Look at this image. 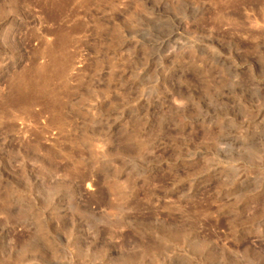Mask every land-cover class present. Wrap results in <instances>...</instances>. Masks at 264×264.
I'll list each match as a JSON object with an SVG mask.
<instances>
[{
	"label": "rangeland",
	"instance_id": "1",
	"mask_svg": "<svg viewBox=\"0 0 264 264\" xmlns=\"http://www.w3.org/2000/svg\"><path fill=\"white\" fill-rule=\"evenodd\" d=\"M0 0V264H264V0Z\"/></svg>",
	"mask_w": 264,
	"mask_h": 264
},
{
	"label": "bare ground",
	"instance_id": "2",
	"mask_svg": "<svg viewBox=\"0 0 264 264\" xmlns=\"http://www.w3.org/2000/svg\"><path fill=\"white\" fill-rule=\"evenodd\" d=\"M68 1L69 0H45V2L52 3V4H54L52 6H55L56 8H59V9L65 7V4Z\"/></svg>",
	"mask_w": 264,
	"mask_h": 264
}]
</instances>
